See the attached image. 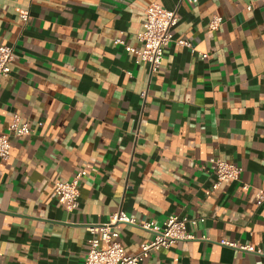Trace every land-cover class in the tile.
<instances>
[{"label": "crops", "instance_id": "obj_1", "mask_svg": "<svg viewBox=\"0 0 264 264\" xmlns=\"http://www.w3.org/2000/svg\"><path fill=\"white\" fill-rule=\"evenodd\" d=\"M153 2L176 10L173 39L195 52L170 42L151 72L125 46L142 48ZM2 45L14 57L0 75V134L14 114L29 134L11 136L0 159V264H84L87 226L120 209L137 223L196 220L187 225L194 240L141 264H264L261 0H0ZM211 159L239 166V179L214 189ZM79 171L69 211L54 184ZM117 231L131 255L152 237L133 225Z\"/></svg>", "mask_w": 264, "mask_h": 264}, {"label": "built area", "instance_id": "obj_2", "mask_svg": "<svg viewBox=\"0 0 264 264\" xmlns=\"http://www.w3.org/2000/svg\"><path fill=\"white\" fill-rule=\"evenodd\" d=\"M190 3H196L197 0H186ZM264 3V0H261ZM20 18L26 22L29 19V11L24 8L17 9ZM143 29L138 34V40L142 43L141 49H134L125 46L128 52L136 55L137 59L148 64L151 72L156 71L163 60L164 49L173 42L172 30L177 24L178 16L176 10H168L157 3L149 4L145 10ZM220 25V18L214 16L208 24L209 30L213 31ZM176 45L190 48L195 52L192 44L185 39L174 41ZM115 43L123 44V41L117 39ZM207 54H201L206 57ZM14 57L12 46H0V75L7 76L10 73V63ZM29 134V124L22 121L18 114H14L8 124V132L0 134V159L7 160L10 156L11 136H25ZM214 165L216 175L213 188H217L224 180L239 179L241 168L237 165L224 162L220 159H211ZM85 174L79 171L71 180L56 181L54 184V193L57 201L65 206L69 211L74 210L79 202V181ZM264 201V190L260 191L258 202ZM196 220L185 216L170 215L162 223L147 221L137 223L136 219L128 215L123 210H117L112 213L106 222L89 225L87 230L90 233L88 240V252L84 264H141L151 251L159 249H168L172 245L182 241L194 240L195 236L188 230L187 225H194ZM127 224L138 226L152 234L141 250L136 254H127L119 240L117 226ZM219 244L230 248L251 251L249 246H240L236 242L220 240ZM256 253H264L257 250Z\"/></svg>", "mask_w": 264, "mask_h": 264}]
</instances>
